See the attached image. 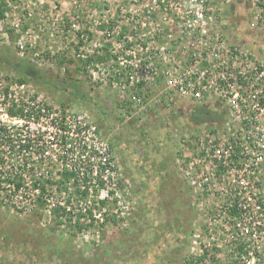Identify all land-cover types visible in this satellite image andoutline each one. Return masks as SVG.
Instances as JSON below:
<instances>
[{
	"label": "rangeland",
	"instance_id": "obj_1",
	"mask_svg": "<svg viewBox=\"0 0 264 264\" xmlns=\"http://www.w3.org/2000/svg\"><path fill=\"white\" fill-rule=\"evenodd\" d=\"M240 1L225 5L222 32L252 54L264 89V30ZM136 3L0 0V94L33 65L25 88L96 128L123 204L90 222L0 204V264H264V111L170 93L163 80L126 87L119 56L135 33L118 12ZM60 180L43 182L55 196L78 193Z\"/></svg>",
	"mask_w": 264,
	"mask_h": 264
},
{
	"label": "built area",
	"instance_id": "obj_2",
	"mask_svg": "<svg viewBox=\"0 0 264 264\" xmlns=\"http://www.w3.org/2000/svg\"><path fill=\"white\" fill-rule=\"evenodd\" d=\"M135 1L136 8L122 4L118 12L135 33V48L119 56L126 87L139 93L148 82L163 80L170 93L199 101L221 97L232 109L264 111V89L256 86L263 72L249 69L252 54L222 32L224 7L232 0ZM247 2L251 26L264 30V0ZM105 33L109 36L107 28ZM247 98L256 100L252 107L244 103ZM50 172L78 193L52 194L43 182ZM259 202L253 197L254 208ZM0 204H39L46 215L58 210L61 221L72 222L102 221L112 215L109 205H115L114 213L123 207L110 154L96 128L82 113L50 106L24 82H13L0 94Z\"/></svg>",
	"mask_w": 264,
	"mask_h": 264
},
{
	"label": "trees",
	"instance_id": "obj_3",
	"mask_svg": "<svg viewBox=\"0 0 264 264\" xmlns=\"http://www.w3.org/2000/svg\"><path fill=\"white\" fill-rule=\"evenodd\" d=\"M89 60H92V58H89ZM17 68H18L19 74L16 79H17V82L19 83L29 80L30 79L29 73L33 74L34 72H36V70H34V66L31 64H25V65L20 64ZM37 77H39L38 74H37ZM196 107L201 108L202 105H197ZM10 113L14 114V112H10Z\"/></svg>",
	"mask_w": 264,
	"mask_h": 264
},
{
	"label": "crops",
	"instance_id": "obj_4",
	"mask_svg": "<svg viewBox=\"0 0 264 264\" xmlns=\"http://www.w3.org/2000/svg\"><path fill=\"white\" fill-rule=\"evenodd\" d=\"M242 1H240V0H233V10L232 11H234L235 9H234V7H235V5H239L240 3H241ZM235 4V5H234Z\"/></svg>",
	"mask_w": 264,
	"mask_h": 264
}]
</instances>
